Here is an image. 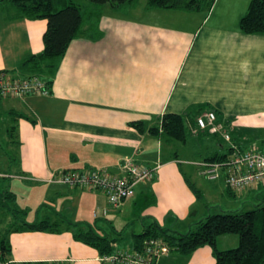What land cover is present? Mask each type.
<instances>
[{
    "label": "crops",
    "instance_id": "obj_1",
    "mask_svg": "<svg viewBox=\"0 0 264 264\" xmlns=\"http://www.w3.org/2000/svg\"><path fill=\"white\" fill-rule=\"evenodd\" d=\"M208 2L194 11L149 8L145 0L122 8L82 4V10L98 14L101 36L69 44L50 93L0 100V177H7L3 185L26 209V222L61 217L88 223L130 249L132 235L152 222L189 230L202 219L196 217V206L211 194L234 201L263 198L259 191L264 185L236 193L228 190L223 176L207 180L199 165L203 159L193 163L179 157V142L149 133L164 114H188L190 120L213 111L221 130L207 131V154L230 156L231 145L264 152V36L239 30L249 0H211L209 8ZM6 8V2L0 3V72L20 78L18 66L43 49L46 21H9ZM10 112L34 120L16 121L14 148L4 137ZM3 148L14 162L8 163ZM124 159L157 169L117 209L101 191L51 181L59 171L91 169L121 178ZM70 232L10 233L7 259L11 264H101L98 251ZM238 243L236 235H221L216 247L227 250ZM158 264H215V259L205 245L187 257L169 253Z\"/></svg>",
    "mask_w": 264,
    "mask_h": 264
},
{
    "label": "trees",
    "instance_id": "obj_2",
    "mask_svg": "<svg viewBox=\"0 0 264 264\" xmlns=\"http://www.w3.org/2000/svg\"><path fill=\"white\" fill-rule=\"evenodd\" d=\"M87 1L95 6L108 4L114 8H122L125 4L136 0ZM145 1L149 8L183 11L197 10L204 2V0ZM3 2L8 4L5 18L9 21H46V29L42 35L43 49L37 54L27 56L18 66L17 73L21 79L38 78L43 82L47 93H50L53 79L69 44L80 37L98 39L101 36L96 22V19L99 18L98 14L91 10H82L81 5L73 0H0V3ZM210 3L211 0L208 2V8ZM238 25L243 34L264 36V0H249L247 11L240 18ZM0 100H2L1 97ZM201 114L192 116L190 120H188V114H164L161 117L159 126L150 127L149 133L155 136L161 135L167 141L185 144L189 136L188 128H191L194 124L196 125L195 120ZM18 119L30 120L23 114L16 112H10L8 119H5L6 124L4 125L7 128L4 137L6 140L8 139L12 148L18 144L17 135L15 134ZM30 122L34 123V120H30ZM134 126L142 131L140 123H136ZM206 131L204 130L203 133ZM3 151L8 157V163L14 162L13 157L6 153L4 148ZM228 156V154L215 152L208 154L203 160L205 162H222ZM9 172V170H6L3 173L9 174ZM6 178L5 176L0 177L1 207L7 206L6 199L15 200V195L8 191L7 185H3V181H7ZM195 195L199 197L197 192H195ZM10 210L13 212L9 213V215H12L11 220L0 230V253L5 259H7L10 252L8 235L13 232L27 231L50 233L71 231L72 237L76 241L96 249L99 256L113 252L111 245L116 241L109 238L106 231L98 233L97 228L95 229L91 224L74 223L61 217L57 218L55 222L40 220L28 223L25 220L24 211L23 215H20L21 210ZM221 235H236L239 239L238 246L227 250L217 249L216 240ZM150 237L161 238L168 245L169 253L175 252L182 257H187L199 247L208 245L212 248L215 264H264V206L255 207L244 212L222 211L218 214L208 215L195 222L186 232H178L152 222L150 225L144 226L142 233L132 235L130 249L141 248L143 241Z\"/></svg>",
    "mask_w": 264,
    "mask_h": 264
},
{
    "label": "built area",
    "instance_id": "obj_3",
    "mask_svg": "<svg viewBox=\"0 0 264 264\" xmlns=\"http://www.w3.org/2000/svg\"><path fill=\"white\" fill-rule=\"evenodd\" d=\"M47 90L38 78L21 79L9 73L0 72V97L23 98L28 95H45ZM215 113L208 111L202 113L195 120L196 127L208 130L214 134L221 130L215 126ZM225 141L229 142V135L223 133ZM232 154L222 162H201L202 174L207 180H217L223 176L226 187L232 192H241L256 189L264 185V152L257 149L240 151L231 145ZM125 175L117 177L104 169H91L88 171H59L54 174L51 181L65 185L72 189L101 191L108 204L119 208L126 200L133 196L137 184L151 180L157 168L137 165L129 159L121 164ZM113 252L99 256L101 264H158L169 254L168 245L161 238L150 237L143 241L139 249H121L116 244L111 245ZM0 264H11V261L2 257Z\"/></svg>",
    "mask_w": 264,
    "mask_h": 264
},
{
    "label": "rangeland",
    "instance_id": "obj_4",
    "mask_svg": "<svg viewBox=\"0 0 264 264\" xmlns=\"http://www.w3.org/2000/svg\"><path fill=\"white\" fill-rule=\"evenodd\" d=\"M73 1L79 5L89 4L87 0H73ZM141 2H143V0H141ZM207 131L205 135H203V131L199 130L196 127V125H193L191 129L188 128L189 136L187 142L185 144H181V143L178 144L177 153L179 157H186L187 159L192 160V162L193 161L196 162L197 160L206 157L208 155L207 154L208 150L207 148L204 147L205 145L204 138H209V134H208L209 131L208 132ZM221 144H223L222 141ZM224 149H226V147H224ZM224 149L223 150L220 149V151H224ZM195 185H196V189H198L200 193L201 191L204 192L203 187H199L197 183ZM259 192H260L259 194L262 195L263 197L260 198V200H254V199L252 200L251 198L248 199L241 198L234 201L233 199L229 200L228 197L222 198L218 195L211 194L207 198L204 197L196 206L195 209L196 217L204 218L208 215L221 213L222 211L244 212L254 209L255 207L264 206V189H261ZM6 201H7V206L1 207L0 205V229L4 228L7 225L8 216L10 218L12 217V215H9V213H13L10 209H12L13 211L21 210L20 215H23V211L25 212V215L27 214L26 209L25 208L22 209V207L19 205L16 199L15 200L6 199ZM119 246L122 247V244H120Z\"/></svg>",
    "mask_w": 264,
    "mask_h": 264
}]
</instances>
